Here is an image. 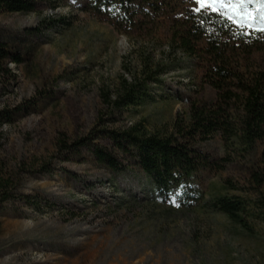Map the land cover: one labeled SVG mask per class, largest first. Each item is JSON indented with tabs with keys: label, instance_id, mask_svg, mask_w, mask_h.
<instances>
[{
	"label": "rangeland",
	"instance_id": "374dc122",
	"mask_svg": "<svg viewBox=\"0 0 264 264\" xmlns=\"http://www.w3.org/2000/svg\"><path fill=\"white\" fill-rule=\"evenodd\" d=\"M88 1L0 13V41L24 57L0 65V176L11 195L0 206V264H264V221L247 232L202 202L159 197L136 166L115 176L94 160L90 143L109 145L103 129L169 126L191 100H215L216 91L203 84L202 67L183 62L152 86L153 100L111 121L102 86L118 80L134 50L168 49V29L118 30L87 11ZM208 148L223 155L219 139ZM198 185L206 199L190 201L220 192L264 200L238 163L202 171Z\"/></svg>",
	"mask_w": 264,
	"mask_h": 264
},
{
	"label": "trees",
	"instance_id": "16d2710c",
	"mask_svg": "<svg viewBox=\"0 0 264 264\" xmlns=\"http://www.w3.org/2000/svg\"><path fill=\"white\" fill-rule=\"evenodd\" d=\"M38 4L39 0H0V13H30ZM86 6L118 30H146L151 36L153 31L168 29V49L159 56L157 45L134 50L135 58L133 52L124 57V72L118 80L102 86L100 96L111 121L153 100L152 86L183 62L202 67L203 84L216 91L215 100H191L169 126L151 131L136 123L103 129L109 145L90 143L94 160L115 176L136 166L159 197H175L185 207L202 202L253 233L254 222L264 221V200L223 192L210 194L208 201L190 200L206 199L198 185L202 171L219 172L235 163L242 165L246 184L258 192L264 187V37L260 31L247 32L211 11L197 12L194 0H89ZM59 22L70 24L65 18ZM153 40L159 43V37ZM10 48L0 41V65L24 60L22 52ZM257 52L262 54L261 61L253 59ZM215 139L223 146L222 156L208 148ZM75 144L69 150H78L82 143ZM10 198L8 182L0 176V206Z\"/></svg>",
	"mask_w": 264,
	"mask_h": 264
},
{
	"label": "snow or ice",
	"instance_id": "6c2138e0",
	"mask_svg": "<svg viewBox=\"0 0 264 264\" xmlns=\"http://www.w3.org/2000/svg\"><path fill=\"white\" fill-rule=\"evenodd\" d=\"M194 10L211 11L234 23L237 27L264 32V0H194ZM255 3L257 11L247 10Z\"/></svg>",
	"mask_w": 264,
	"mask_h": 264
}]
</instances>
